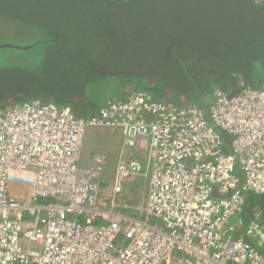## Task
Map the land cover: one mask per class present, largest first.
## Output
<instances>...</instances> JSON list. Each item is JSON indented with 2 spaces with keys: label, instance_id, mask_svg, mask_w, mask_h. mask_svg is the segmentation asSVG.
Segmentation results:
<instances>
[{
  "label": "built area",
  "instance_id": "2783aa9c",
  "mask_svg": "<svg viewBox=\"0 0 264 264\" xmlns=\"http://www.w3.org/2000/svg\"><path fill=\"white\" fill-rule=\"evenodd\" d=\"M209 115L147 92L87 119L39 100L0 107V264H264V220L237 237L233 221L248 192L264 195V88L220 90ZM88 126L121 130L111 181L103 154L80 164ZM138 177L141 204L121 201Z\"/></svg>",
  "mask_w": 264,
  "mask_h": 264
},
{
  "label": "trees",
  "instance_id": "16d2710c",
  "mask_svg": "<svg viewBox=\"0 0 264 264\" xmlns=\"http://www.w3.org/2000/svg\"><path fill=\"white\" fill-rule=\"evenodd\" d=\"M19 29L34 38L0 48L2 108L39 100L87 119L129 93L189 105L264 75L255 0H0V42Z\"/></svg>",
  "mask_w": 264,
  "mask_h": 264
},
{
  "label": "rangeland",
  "instance_id": "374dc122",
  "mask_svg": "<svg viewBox=\"0 0 264 264\" xmlns=\"http://www.w3.org/2000/svg\"><path fill=\"white\" fill-rule=\"evenodd\" d=\"M7 29L12 30L13 28L8 27ZM9 33H11V31ZM33 38H34L33 34L30 33L29 31L19 29V31L15 32L14 36H12V34L5 35L3 37L5 41H2L0 43L1 44L13 43L16 45L24 46V45H29L28 42L31 41ZM1 39L2 38H0V40ZM259 76L260 78L252 80L251 82L248 83V85L249 84L251 85V83H255L254 85H251V86L264 88V75H259ZM114 86L121 87V83H118L117 85H113L111 83L107 84L106 89L109 91ZM229 89H226L225 91L231 93L233 90H235V89L233 90H229ZM212 90L213 91L207 92V93L203 91L200 94L191 93V95H189L195 98L194 101L191 102V104L201 107L202 109L205 110V112L208 115L210 111V105L213 102V100L216 99L218 95V91L216 90V87L215 89H212ZM130 94L131 93H129V95ZM171 96L174 97L173 95ZM158 100L160 101L161 99H158ZM163 102H166V101H163ZM168 105H172V104L168 102ZM180 105H176V106H180ZM183 105H187V104H183ZM74 115H75V118H78L76 114ZM209 118H210V115H209ZM210 121H211V118H210ZM122 145H123V138H122L120 129L88 126L85 131L80 164L82 166L91 165L93 154L95 153L103 154L107 160L104 176L109 181H111L116 171V167H117V164L120 158ZM236 164H237V167H236L235 173L238 176L242 177L243 173L241 172L239 161H237ZM123 185H124V190L122 194L119 196V199L123 202L133 203L134 205L141 204L145 191H147V185L145 184L144 178L138 177L136 180H133L131 182H127V180H125ZM255 210L261 211L260 216H261V219L264 220V195H260L254 192H248L246 207L244 211L246 219L243 223H241V226L239 230L237 231V233L235 234V236H238L241 233H244L245 227L248 225L249 220L253 216V212ZM125 212H127L130 215H133L132 210H128ZM70 217L75 218L76 216L72 215ZM153 222L158 225H161V222L158 221L157 219H153ZM249 241L252 244H256L257 238H249Z\"/></svg>",
  "mask_w": 264,
  "mask_h": 264
},
{
  "label": "crops",
  "instance_id": "0c3cea01",
  "mask_svg": "<svg viewBox=\"0 0 264 264\" xmlns=\"http://www.w3.org/2000/svg\"><path fill=\"white\" fill-rule=\"evenodd\" d=\"M241 83H243L242 81L240 82V84ZM234 91H236V90H234ZM233 91V92H234ZM141 92H143V91H141ZM213 101H215V100H213ZM166 103V102H165ZM168 104V103H167ZM48 201V199H42V201H40V202H42V203H44V202H47ZM25 217L27 218V217H29L30 218V216L27 214V213H25ZM255 217H254V215L250 218V220H249V223L254 219ZM245 219H246V216H245V214H244V212L242 213V217L240 218V220H242V221H245ZM248 223V224H249ZM247 227V226H246ZM241 234H244V233H241Z\"/></svg>",
  "mask_w": 264,
  "mask_h": 264
},
{
  "label": "water",
  "instance_id": "95a60500",
  "mask_svg": "<svg viewBox=\"0 0 264 264\" xmlns=\"http://www.w3.org/2000/svg\"><path fill=\"white\" fill-rule=\"evenodd\" d=\"M8 46L10 47V46H17V45L11 44V43H4V44H1L0 45V48H2V47H8ZM18 47H20V46H18ZM233 93H235V91Z\"/></svg>",
  "mask_w": 264,
  "mask_h": 264
},
{
  "label": "clouds",
  "instance_id": "9594fccd",
  "mask_svg": "<svg viewBox=\"0 0 264 264\" xmlns=\"http://www.w3.org/2000/svg\"><path fill=\"white\" fill-rule=\"evenodd\" d=\"M260 212H261V211H259V210H255L254 213H253L254 217H256V215H259V217L261 218V216H260ZM245 228H246V227H245ZM236 233H237V232H236ZM236 233H235V234H236ZM244 233H245V230H244ZM241 235H244V234H241ZM241 235H240V236H241ZM236 237H237V236H236ZM256 246H258V245H256Z\"/></svg>",
  "mask_w": 264,
  "mask_h": 264
}]
</instances>
